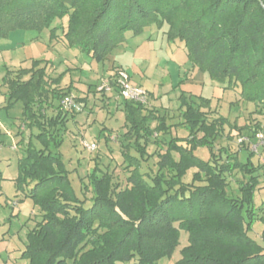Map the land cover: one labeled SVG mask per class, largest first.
<instances>
[{
	"label": "trees",
	"instance_id": "1",
	"mask_svg": "<svg viewBox=\"0 0 264 264\" xmlns=\"http://www.w3.org/2000/svg\"><path fill=\"white\" fill-rule=\"evenodd\" d=\"M63 18L65 45L97 63L107 60L127 32L137 36L155 26L167 42L184 44L193 68L225 89L238 87L235 104L264 105V0H0V39L14 30L48 29L53 40L57 27L51 24ZM49 63L33 59L28 68L6 70L1 80L7 90L4 109L20 102L29 131L15 179L16 190L41 213L22 252L28 264H157L171 258L180 230L187 233V244L172 264H264V219L257 218L260 207L254 203L261 166L253 162L247 142L258 123L240 141L239 158L226 147L216 148V142L232 140L231 130L241 134L250 127L212 116L208 98L180 93V125L187 136L166 141L156 154L157 172L146 180L141 162L147 147L160 145L156 139L169 126L156 110L124 101L125 184L94 167L88 174L93 196L85 206L70 183L56 136L67 113L76 112L58 104L55 116H45L47 99L59 103L71 91V86L59 88L64 73L49 77ZM198 148L208 151V159L195 154ZM190 169H195L191 181L184 182ZM234 172L241 180L238 196L230 197L226 176ZM257 219L263 224L262 244L249 235Z\"/></svg>",
	"mask_w": 264,
	"mask_h": 264
},
{
	"label": "rangeland",
	"instance_id": "2",
	"mask_svg": "<svg viewBox=\"0 0 264 264\" xmlns=\"http://www.w3.org/2000/svg\"><path fill=\"white\" fill-rule=\"evenodd\" d=\"M66 18L62 20L55 19L51 24L52 27L56 26L57 37L51 40L49 38V30L46 29L41 33H38L33 30H14L10 32L7 38L0 39V82L2 77L4 76L6 70H15L19 68H28L30 67L31 61L33 59H49L51 58L52 53L54 56H63L71 58L76 62V65L79 66L78 69L72 70V76L85 73L81 80V85L85 86L87 92L78 91V93L69 91L68 94H72L76 100L79 97L80 93H90L89 88H95L97 85L94 84L95 77H92L85 70H90L92 63L97 64L94 60H92L88 55L79 51L77 48H69L65 45V39L63 37V32L65 30ZM155 28V27H151ZM166 29V27H164ZM163 28V29H164ZM150 30V29H148ZM144 33L143 35H145ZM162 34V33H160ZM126 41L128 48L125 51L115 50L113 52L114 55H117L118 60L117 63H122L124 66L129 64V66L133 69L132 61L133 60V44L138 40L136 37H133L131 33L126 34ZM135 41V42H134ZM178 41V40H176ZM180 42V41H178ZM174 42H167L165 36L162 40L160 37L157 38L153 36L151 40V49L148 52L150 54L149 57H141L140 60H136L135 62L138 64V68L145 74L147 79L145 81H141L140 83L144 85L146 88L153 86L155 81H160L164 85L170 83V81L176 77L177 75V64L174 63L171 53L168 50H173L175 47ZM53 48H55L56 52H54ZM182 48L184 52L186 51L184 45L182 43ZM175 55V54H174ZM99 67L102 66V63L97 64ZM84 66V67H83ZM106 72L109 71L108 64L105 62L103 64ZM73 67V66H72ZM131 68L129 69L130 74L133 77L134 81H139V76L137 74H133ZM115 71V70H114ZM113 71V74H114ZM90 73V72H89ZM112 73L110 75H113ZM206 78L209 80V78ZM104 77H101L99 81H101ZM106 78V77H105ZM210 81V80H209ZM213 82V81H210ZM215 83V82H213ZM99 84V83H98ZM3 87V84L0 85V88ZM81 89L84 90L83 87ZM94 95L96 93L101 94V98L105 97L104 92L93 91ZM234 92L231 90L226 92L225 100L230 102L232 100ZM238 95V94H237ZM78 96V97H77ZM85 99V98H84ZM104 99L100 100V98L95 99L93 103L86 107V103L88 102L85 99V102H79L81 110L79 112L83 113L86 118L82 123L81 120L74 121L70 117L71 113H67V121L65 124L59 125L56 131V136L58 139L62 140L58 151L61 153L64 162L69 170V179L70 183L76 193V196L84 203L85 206H89L91 202V197L93 196L91 187L88 182V174L94 168H99L102 172H108L112 175L114 182H119L122 186L125 184V180L127 177V171H125L123 163L122 152L124 151L126 141L123 139L122 134L125 132V129L122 125L124 118L122 115V119L118 112V107L113 108L112 111H109L108 105L103 104ZM153 101V100H152ZM60 102V101H59ZM244 107L239 108L238 112L231 113L229 116L231 119L235 115L237 120V126H249L250 131L244 130L241 134H237L235 130H229L225 128V133L230 131V136L232 140H227L225 138L219 139L216 142V148L226 147L230 152L235 153L239 158L243 156V151L240 148V141L244 138H249L251 136V131L255 123L259 124V129L256 131L261 132L264 135V105H256L249 102H242ZM6 104V103H5ZM60 104L56 100L49 98L46 100L45 106V116H55L57 114L56 107ZM148 110L154 109L160 115H164L166 118V124L169 126L168 133L164 135H159L157 137V141H159L160 145L151 144L147 148L148 157L141 162V171L144 174L146 180H149L150 176H153L157 172V156L158 152H163L166 148V141L173 136L184 137L187 132L186 130L179 124L180 123V115L177 108L174 105H167L166 107H162L159 105L149 104L147 105ZM3 109V110H2ZM256 116V117H254ZM79 118V117H78ZM89 120V121H87ZM5 125L6 128L11 127L12 129L17 128V134L23 136V139L28 137L29 131L25 125H23L22 118V105L20 102L14 103V107H12L9 111L4 109V107H0V126ZM154 125V123H153ZM89 126H93L89 131ZM22 127V128H21ZM2 128V127H1ZM105 128V129H102ZM3 129V128H2ZM89 131V133H88ZM36 132V130H33ZM103 132V134H102ZM108 132L110 134H108ZM88 133V134H87ZM106 133V134H105ZM81 135V136H80ZM86 136L87 138L92 139L97 144V151L88 153L79 142L77 137ZM248 142V149L250 148V142ZM253 142V141H252ZM23 144V143H22ZM35 146L38 147V143L34 142ZM24 145V144H23ZM22 145V147H23ZM0 147H3L4 150L9 151V158L16 161L17 156L21 155L22 150L17 153L14 150H11V145L8 142L7 137L2 134L0 138ZM4 152V151H3ZM2 152V153H3ZM0 153V156L2 155ZM217 153V149L215 151ZM12 154V155H11ZM129 154L136 156V152L130 148ZM197 155L208 159V151L203 148L197 150ZM253 162L256 165L261 166L259 168L260 178H259V186L254 195V203L257 208L260 207V210L257 211V218L262 217L264 219V149L260 151L257 150L253 157ZM2 160L0 163H3ZM15 163H13L14 165ZM194 169H190L186 175L183 177L184 182L191 181V174L194 172ZM228 187L227 194L230 197L238 196V185L237 182L241 180V175L238 172H234L233 174L227 175ZM15 185V181H14ZM16 188V187H15ZM18 191V190H17ZM9 193L8 191H6ZM1 197V195H0ZM32 201V200H31ZM33 204V202H32ZM8 210V211H7ZM10 213V209L6 208L4 203L2 202V198H0V217L3 212ZM7 215V214H6ZM35 224L37 220H34ZM3 224L0 222V238L8 237L7 230L8 222H6V226L2 228ZM263 228V224L261 221H257L253 224L249 235L262 244L260 234ZM2 231H5L3 234ZM18 235L15 236V239L12 241L11 249L8 252L0 253V264H28V261L22 257L23 250L26 249L28 240L27 233L21 234V238ZM187 244V233L183 230H180L179 236V245L175 249L171 258H162L158 261L157 264H171L173 263L179 256V250ZM14 248V249H13ZM117 264H133V261L129 262H117Z\"/></svg>",
	"mask_w": 264,
	"mask_h": 264
},
{
	"label": "crops",
	"instance_id": "3",
	"mask_svg": "<svg viewBox=\"0 0 264 264\" xmlns=\"http://www.w3.org/2000/svg\"><path fill=\"white\" fill-rule=\"evenodd\" d=\"M151 27L152 26L145 28L140 35L134 36L131 34L133 37H136L138 39L136 42L134 41L135 43L132 46V49H133L132 57L134 60V63L132 61V65H133L134 70H132L129 64L125 66L122 63L118 64L117 63L118 57L117 55L113 54L115 50L120 49V51H125V49L128 48L126 44L127 43L126 34L130 32H127L125 34L124 42L111 52L107 60L102 63L101 67H99L97 65L98 63L96 62L97 64L92 63L90 70H85L86 73H88L92 77H95L94 84L98 85V83L100 82L99 79L101 77L105 78V77L111 76L110 74L111 73L113 74L114 68L116 69L123 68L128 72L132 83L139 85L147 90L149 94V104H153L155 106L159 105L162 107H166L167 105H174V107L177 108L179 111V115H180L179 124H181L183 121L181 117V109L179 108L180 93H184L185 95H192V96H202L204 98L210 99L211 100L210 110L212 111L211 113L212 116L221 115L223 117H226L230 124H233L234 122L237 124L238 123L236 120L237 115H235V117L233 116L232 119L229 116H231V113H234L235 110H236L235 113H237L239 108L244 107L242 102L238 104L234 103L239 98V88L234 87V89H225L224 88L225 85H221L215 81H213L215 83L210 82L212 80L209 78L207 73H202L198 71L196 68H193L191 66V64L189 63L187 59L186 51L184 52L182 48V42L174 41L173 47L175 48L173 50H170V49L168 50V52L171 53L170 56L172 57V60L174 61V63L177 64V67H178L176 71L177 72L176 77L173 78L169 84L164 85L160 81H155V83H153V86L146 88L144 85L140 83L141 81H145L147 77L145 76L143 71H141L140 68H138V64L135 61L140 60L141 57L150 58V54L148 52L151 49L150 45H151V40L153 36H156L157 38L160 37V40H162L164 37L162 30H157L155 26H153L155 28H151ZM144 33L146 34L143 35ZM53 50L54 52H56L55 48H53ZM47 60L50 62L47 65V73L49 77H56L59 74L64 73L62 80L59 84V88H66L68 86H71V90L76 93H78V91H81V92L88 91L86 90L85 86L81 85L82 83L81 80L83 76L85 75V73L82 74L83 69L81 70L82 72H80V74L78 75L72 76L71 74L72 70L79 68V66L76 65V62L74 60L68 57H63L61 55L59 57L54 56V53H52L51 58ZM105 62H107L108 64V68H109L108 72L105 71L104 66H103ZM130 68L133 74H137L139 76L138 82L133 80V77L129 72ZM204 75H207L210 81ZM0 85H2V81L0 82ZM81 87H83L84 90L81 89ZM89 90H90V93L88 94L80 93L79 94L80 98H78V99H84V98L87 99L88 102L86 103L87 104L86 107H89L95 99H98V98H100V100L104 99L103 104L105 103L106 105H108L110 112L112 111L113 108H116L119 106L118 107L119 111L116 113L120 115L121 119H122V115L124 118V112H123L122 107H123V102L125 100L119 97L115 90L109 93H104L105 97H102V98L100 97L101 94L99 93H96L94 95L93 91L94 92L96 91V87L89 88ZM231 90L234 92V94L232 96V100L228 102L225 100V94L226 92H229ZM6 91H7L6 87L3 85V87L0 88V107L1 106L4 107L6 105L5 104L7 101ZM85 99H84V102H85ZM82 103L80 104L83 107ZM145 108L146 110H148L147 105L145 106ZM71 118L74 119V121H77L80 119L81 122L83 123L85 121L86 116L81 112H76V114ZM122 125L126 131V128L124 126V121ZM154 125L153 123L151 124V126H154ZM92 127L93 126H89L88 128L89 131L90 129H92ZM225 128H228V127L226 126ZM102 129H105V128H102ZM2 134H4L7 137L8 142L11 145V150L16 151L17 153H19V151L22 150V145L27 142V138L23 139V136H20L17 134V128L12 129L11 127L6 128L5 125L0 126V138L2 137ZM108 134L110 133L108 132ZM186 136L187 134L184 137ZM173 137L184 138V137H179V136H173ZM83 138L87 140L88 142L95 143V141H93L90 138H87L85 135L83 136ZM77 139H80V137L78 136ZM255 142H256V139L254 137L252 143H255ZM261 149H264V146L258 147L259 151ZM197 150H200V148H198ZM197 150L195 151L196 155H197ZM0 153H2V155L0 156V162L4 160L3 163H0V195H1L0 198H2V202L4 203L6 208L10 209L9 214L7 210L6 212H3L2 216L0 217V222L3 224L2 228H4L6 226V222H8V228L7 230H5L7 232L8 237L5 238L3 236L0 238V253H3V252H8L9 249H11L12 241L15 239L16 235H18V237L21 238V234L25 235V233H28L30 230L34 228L35 226L34 220L38 221L40 219L41 213L38 210V208L32 204L31 199L26 197L25 192L17 191L15 188L14 181L17 177V162L21 155H18L16 161L13 162V160L9 158V151L4 150L3 147H0ZM88 153H92V152H88ZM241 158L243 157L241 156ZM13 163L15 164L13 165ZM6 191H8L9 193H7ZM14 202L15 204H13ZM5 231H2L1 234H3Z\"/></svg>",
	"mask_w": 264,
	"mask_h": 264
},
{
	"label": "built area",
	"instance_id": "4",
	"mask_svg": "<svg viewBox=\"0 0 264 264\" xmlns=\"http://www.w3.org/2000/svg\"><path fill=\"white\" fill-rule=\"evenodd\" d=\"M113 90L117 95L125 101L135 104L148 105L149 94L146 89L131 82L128 72L123 68H117L114 74L103 78L96 86L97 92L109 93ZM62 110L79 112L81 110L80 103L72 94L65 95L59 102ZM255 143H250L251 151L257 152L259 146H264V135L261 132L255 134ZM79 142L88 152H94L97 149V144L88 142L83 137H80ZM15 204V202L13 203Z\"/></svg>",
	"mask_w": 264,
	"mask_h": 264
}]
</instances>
